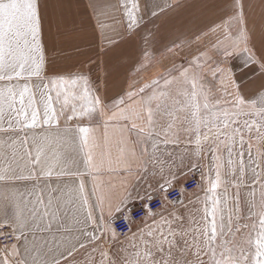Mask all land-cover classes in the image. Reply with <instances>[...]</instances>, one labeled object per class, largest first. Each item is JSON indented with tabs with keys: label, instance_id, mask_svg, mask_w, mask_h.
I'll return each mask as SVG.
<instances>
[{
	"label": "snow or ice",
	"instance_id": "1",
	"mask_svg": "<svg viewBox=\"0 0 264 264\" xmlns=\"http://www.w3.org/2000/svg\"><path fill=\"white\" fill-rule=\"evenodd\" d=\"M121 7L132 28L137 24L134 13L139 10L138 3L133 2L130 10L125 0ZM218 29L212 47L222 59L214 60L205 51L178 75L169 71L142 85H129L127 91L106 103L94 94L83 73L52 78L42 75L40 0H0V264H37L27 247L25 230L39 227L45 217L50 228L51 221L59 219L61 208L69 204L82 214V219L74 215L76 223L91 226L84 234L95 245L92 252L99 251V264H264V32L257 48L243 0H234L231 15L210 31ZM234 58H240L241 67L258 76L260 90L253 96L244 95L238 86L229 92L221 79L225 96L215 97L205 81L209 74L214 80L230 72L220 65ZM193 65L208 71L193 72ZM33 78L40 83H31ZM227 80L231 81L230 75ZM208 84L214 87L213 81ZM137 98L139 108L130 109L129 103H136ZM98 116L106 117L101 122L105 136L111 125L118 126L121 143H125L126 131H135L137 142L151 141V151L144 147L139 156L135 150L123 153L118 163L128 172L138 162L144 172L149 165L154 170L158 167L163 178L172 154H162L168 159L157 155L160 143L177 144L181 133L188 135L189 142L195 136L196 155L208 158V187L202 189L205 200L199 220L195 218L199 210L195 215L186 211L183 190L172 195L176 186L170 180L161 185L165 195L160 207L153 210L147 206L139 224L122 215L135 226L134 231L125 233L112 226L111 199H107L109 215L105 216L106 198L95 195V185L91 203L83 182L77 189L79 206L75 200L64 201L61 188L51 187L54 173L57 180L70 174L63 165L77 139L81 147L95 146V129L82 125L85 121L91 124ZM136 120L143 121V126ZM36 129L40 131L29 137ZM85 163L93 166L91 151L85 153ZM29 180L37 183L31 188L19 186ZM42 180L43 185L39 183ZM220 188L222 198L217 195ZM229 188L234 189L232 196H228ZM245 189L247 193L242 195ZM125 199L115 204L116 212L124 211ZM106 245L110 247L106 249ZM79 247L86 245L80 243ZM74 251L75 246L68 256ZM39 264L49 262L40 260ZM51 264L60 262L53 259ZM85 264L97 261L89 255Z\"/></svg>",
	"mask_w": 264,
	"mask_h": 264
},
{
	"label": "crops",
	"instance_id": "2",
	"mask_svg": "<svg viewBox=\"0 0 264 264\" xmlns=\"http://www.w3.org/2000/svg\"><path fill=\"white\" fill-rule=\"evenodd\" d=\"M124 2L125 0H40L44 50L42 75L52 78L69 73H83L89 77L94 94L110 103L112 98L127 91L129 85H142L169 71L173 76L178 75L205 51L214 60L222 59L212 47L219 29L217 32L210 29L221 25L226 16L231 15L234 0H127L130 10L133 2L139 5V10L134 13L137 24L132 28H129V19L125 15V9L121 7ZM243 4L248 28L253 33V42L259 48L260 35L264 32V0H243ZM202 59L206 60L207 57ZM241 63L240 58L231 59L220 65L231 70L225 72L223 77L218 76L213 80L208 75L205 86L212 88L215 97L225 96L221 79H225L229 92L236 91L238 86L244 95L253 96L260 90L262 81L250 69L242 68ZM192 71L207 72L208 69H199L193 65ZM229 75L231 81L227 80ZM208 81H213L214 87ZM31 83L39 84L40 81L33 78ZM44 83H47V79ZM226 98L231 99L230 96ZM138 99L136 103H129L130 109L139 108ZM103 119L106 117L98 116L91 124L85 121L82 125L95 129V146L81 147L77 139L75 150L70 152V158L63 165L65 173L70 174L57 180L54 173L51 187L61 188L64 201L75 200L78 207L77 189L80 182H83L90 203L95 195L106 198V217L109 215L107 199H111V218L114 219L121 213L114 210L119 200L127 197L122 206L124 211L142 204L145 199L162 194L161 185L164 180L180 185L190 175H196L198 186L194 191L200 184L207 185L208 158L206 154L199 157L196 155L195 136L189 142L188 135L181 133L177 144L160 143L157 155L168 159L162 154H172L170 168H165L163 178L158 167L154 170L149 165L148 171L144 172L138 162L128 172L118 163L123 158V153L135 150L139 156L144 147L151 151V141L137 142L135 131H126L125 143H121L118 126L111 125L105 136L101 123ZM135 122L143 126V121ZM71 123L75 126L74 121ZM61 126H64L63 120ZM39 131L40 129L30 131L28 135L31 137L34 132ZM203 147L207 148V144ZM89 151L93 157V166L85 163V153ZM154 171L156 174H153ZM169 171L175 175H168ZM34 183L37 182L22 181L19 186L31 188ZM39 183L43 185L45 181ZM94 185L95 195L92 194ZM194 191L186 195L192 196ZM47 194L46 191L45 195ZM55 195L59 196L60 193ZM74 215L82 219V214L77 213L76 208L69 204L67 208H61L59 219L52 220L50 228L47 227L49 218L45 217L39 227L25 230L27 247L31 257L37 258V264L40 260L51 264L53 259L59 260L60 264H85L89 255L94 256L99 264V251L92 252L95 245L84 234L85 231L92 230L91 226L85 228L76 223ZM132 230H135L134 225ZM20 243L23 245L25 241L21 240ZM80 243H84L86 247L80 248ZM73 246L75 251L72 256H68V251ZM108 246H105L106 249ZM21 252L23 253V247Z\"/></svg>",
	"mask_w": 264,
	"mask_h": 264
},
{
	"label": "built area",
	"instance_id": "3",
	"mask_svg": "<svg viewBox=\"0 0 264 264\" xmlns=\"http://www.w3.org/2000/svg\"><path fill=\"white\" fill-rule=\"evenodd\" d=\"M175 186L176 187L172 190V195L175 196L178 191L183 190L184 197H185L186 194L194 191V189L198 186L197 176L190 175V177L186 181H184L182 184L175 185ZM164 195H165V193H164V191H162L161 195L151 196V197L145 199L142 202V204H139V205L137 204L135 207H132L126 211H123V212L117 214L114 217V219H112L114 221L112 226L116 228L118 233H125V232L129 231V229L132 230L133 225L128 224V222L126 220H123L121 218L122 215H127V216L131 217V219L134 222L138 223L141 218L145 217L144 209L147 206L150 205L153 210H156L160 207V205L163 202ZM169 199H171V197H169ZM126 224H128L127 227H125Z\"/></svg>",
	"mask_w": 264,
	"mask_h": 264
},
{
	"label": "rangeland",
	"instance_id": "4",
	"mask_svg": "<svg viewBox=\"0 0 264 264\" xmlns=\"http://www.w3.org/2000/svg\"><path fill=\"white\" fill-rule=\"evenodd\" d=\"M196 176V175H195ZM208 187L207 185H201L196 189L193 193L192 196H187L185 195L184 197V203L187 205L186 211L188 213H192L193 215L196 214L197 210H199V215H195V218L199 220L201 216L203 215V207H204V200H205V192L202 191V189H206ZM221 190H217V195L220 196L221 198L224 196L223 189L220 188ZM234 193V189L229 188L228 190V196H232ZM247 190L242 191V195H246ZM191 201V203H189ZM185 210V209H182ZM225 215H227V209L225 208ZM191 218V217H190ZM110 246H108L109 248ZM111 251H115V249H112ZM111 254V252H110Z\"/></svg>",
	"mask_w": 264,
	"mask_h": 264
}]
</instances>
